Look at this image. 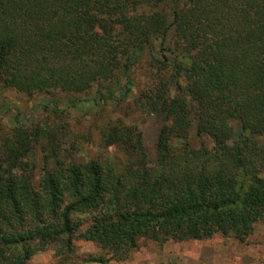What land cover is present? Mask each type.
<instances>
[{
  "label": "trees",
  "instance_id": "obj_1",
  "mask_svg": "<svg viewBox=\"0 0 264 264\" xmlns=\"http://www.w3.org/2000/svg\"><path fill=\"white\" fill-rule=\"evenodd\" d=\"M143 58L133 103L160 118L153 161L120 117L84 162L58 157L54 129L0 125V264L67 261L76 240L98 263L141 240L243 242L264 218V0H0V89L122 102Z\"/></svg>",
  "mask_w": 264,
  "mask_h": 264
},
{
  "label": "rangeland",
  "instance_id": "obj_2",
  "mask_svg": "<svg viewBox=\"0 0 264 264\" xmlns=\"http://www.w3.org/2000/svg\"><path fill=\"white\" fill-rule=\"evenodd\" d=\"M145 64L146 59L143 58L134 68L133 91L122 102L109 99L100 105L91 104L86 101L91 92L74 96L64 92L27 94L10 88L0 89V125L11 127L21 123L27 127L54 129L58 136V157L64 161L84 162L101 150V129L120 117L138 127L148 158L153 161L160 118L138 110L133 103L134 96L145 81ZM73 97L81 100L73 105L70 101ZM194 142L197 144L198 140ZM206 142L209 143V140ZM27 162L38 179L44 165L42 142L34 144ZM98 252L99 248L94 243L76 240L74 256L67 261L59 259L54 249L49 248L31 256L26 264H264V218L255 222L251 235L243 242L221 234L199 240H141L124 261H86L90 254Z\"/></svg>",
  "mask_w": 264,
  "mask_h": 264
}]
</instances>
